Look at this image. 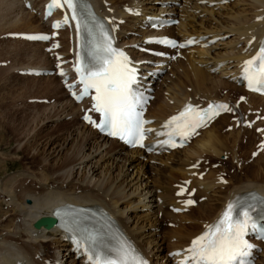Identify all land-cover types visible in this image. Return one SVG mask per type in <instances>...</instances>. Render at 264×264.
Returning <instances> with one entry per match:
<instances>
[{
  "label": "bare ground",
  "instance_id": "6f19581e",
  "mask_svg": "<svg viewBox=\"0 0 264 264\" xmlns=\"http://www.w3.org/2000/svg\"><path fill=\"white\" fill-rule=\"evenodd\" d=\"M105 1L110 3L108 7L113 12L112 15H114L118 19H125L124 24L119 25L121 46H125V45L130 46L134 42H138V43L142 42V38L140 37L143 35V32H141L138 29V26L139 24H141V21L144 20L145 16L147 15L172 17L178 19L179 23L176 27H171L164 31L165 34L174 37L210 35L209 38H214V37L223 36L227 33L228 34L232 33L237 35L238 37H243L245 39V42H247L252 37L255 38V41L251 44V46L245 47L246 43H244L243 46L239 49V51H237V54L233 56H231L230 53H225L226 56H223L221 54L213 55L214 53H212L211 51L214 49V47L218 46L217 44L212 46L213 48L209 47L206 50L204 49L201 50L198 48L188 50L189 54L187 55H185V52L182 51L181 54H183L184 60L177 59L175 62L169 64L168 70L170 73L172 72V74L175 75L174 78L169 76L167 77V75L165 76V78L162 80V84L158 85L159 88H157L155 94L156 98L154 102H152L151 107L148 110V115L150 116V118L154 120L153 125L159 123L166 117V115L170 114L175 109H178L180 106H182L184 102L188 100L187 98L189 97L192 99V103H200L201 101L205 103L209 99H213V98L215 100H221L218 99L219 96L217 91L219 87H221L222 85H228L227 84L228 82L225 83L218 80H212L210 78L211 69L217 67V65L222 63V61L223 62L225 61L227 64H229L230 61L232 63L238 64L239 61L242 60L243 57H245L246 54L253 52V50L258 46L261 38L264 35V0H248L249 6L253 11L252 12L253 15H251L252 17L251 20L247 16H241L240 18H238L241 15L240 13L235 14L234 12H227L213 18V20L201 19L200 21H197L199 19H197V15H195L194 11L202 9L203 10L202 14L209 12L210 16L212 13V9L211 11H209V9L207 8L208 5H204L203 7L206 6L204 9L200 7L202 5H198V2L200 0H194V3L192 2L193 0H105ZM155 1H157L156 5H155ZM207 1L208 2L217 1L219 3L221 0H207ZM91 2L95 4L98 9L103 10L101 6L102 0H91ZM174 2L180 4L181 8L177 9L176 7H174L173 4H171ZM30 3L32 5V9L33 8L35 9L37 7L36 2L32 3V0H30ZM165 3H170V7L161 8V5ZM218 7L219 6H217V8ZM124 8H129L134 13L139 11L143 13L144 16L143 17H134L132 15L128 16ZM2 11L4 13L6 12L8 13L6 14V16L7 15L9 16V14L10 15L14 14L15 13L14 11H17L16 12L17 14L14 15V17L18 18V21H16V23L23 25V28H26L28 30V31H20V30L13 31L11 33L38 32L40 30V27H46L47 25L46 23L41 22V16L40 18H38L39 20L37 21V23L40 22L38 23L40 24V26H37L38 25L37 23H36L37 25H34L35 20L32 19L33 16L32 13L27 11L22 6V4H20V0H0V12ZM2 15L0 18L1 22L3 19ZM33 17L35 18V16ZM255 17H259L258 21L255 20ZM16 18L14 20H17ZM10 19L11 18H9V20ZM210 20L214 22L216 21L215 23L216 25L213 24L214 26H212L211 25L212 21ZM3 25L6 26L9 24L4 22ZM3 25L0 23V31L3 29ZM12 25L10 24L9 27L12 28L13 27ZM129 32L136 33L138 37L134 38V37L126 36ZM61 35L63 36V34ZM6 40L10 41L13 44H17L15 42L18 41L19 44L23 43L29 46H34V49H32V51L30 52V56L29 53L26 54L27 53L26 51H22V55L26 54L32 60H39L38 63H35L34 65H27V67L19 68L18 70H24L27 68L49 67V65H51L52 61L48 58V54L44 52L45 45L39 43H30L21 40H12V41L11 39H6ZM61 40H62V45L66 46L64 43L65 42L64 39L61 38ZM65 40L67 41V37ZM238 42L239 41H236L234 43H238ZM19 49L14 56H20L21 52ZM21 50H24V48H22ZM67 50L68 47H66V50H63L62 47V52L65 51L67 52ZM230 50L231 47L229 46L228 48L224 47V50L215 53L229 52ZM132 52L137 56H143L139 54L137 51L132 50ZM147 67L152 69L150 64H147ZM12 68L15 67L12 66L9 67L10 70ZM227 68L229 67L224 66L223 68H221V70L223 71ZM236 69L237 66L233 67L231 70L234 71ZM182 74L188 75L185 77L186 78L185 80L189 83V86L192 87V91L190 93L186 92L185 90L187 85H183L185 84V82L183 79L180 78L182 77L180 76ZM23 78H28V80H32L33 83L34 81L40 82V80H42L43 82L46 81L57 82L54 84L53 87L51 86L50 87L48 86L49 88L47 87V92H50L47 94L54 97L55 98L54 100H57L58 103L62 101L64 102L65 100L66 104H68V106L71 107L73 111L72 113L73 115L70 120L68 121L62 120L56 122V124H59L58 126H60V124L66 125V127L67 126L72 127L77 124L78 125L77 129L79 128V131L78 133L76 132L73 134L74 138H73V142H71L70 144V147L61 153L59 147L64 145L63 143L60 144L61 139L55 140L56 143L55 141L54 142L50 141L51 138L45 140V144L43 145L52 146L51 154L56 153V156H59L57 161L56 159L54 160V163H51L52 161H48L46 158L45 159L42 158V161L44 162L48 161L44 166V170L46 167H49L50 165L51 169L50 168L49 169L51 170V173L50 172L49 173L50 174L58 173L55 176V178H50L47 176L48 175L47 173L45 175L44 172H41L42 174H40L41 176L39 175L40 177L38 180L37 177H35L36 180L34 184L36 185L40 184V186L36 189L31 187L30 185H27L26 179L21 180L20 176H18V178L21 181L15 184L16 185L15 188L14 187L11 188L12 185L11 182L14 179L6 180L2 184L1 187L2 192H5L6 196L9 197L10 200L8 201L12 204L11 207L14 208L12 210H14L15 213H17V216L15 217H17L19 221L14 223L12 219V221H9V224L7 226L4 225L3 227V229L5 227L7 229L13 228L14 230L12 229L13 232L11 233V235L12 237L15 236L17 239L14 240L13 238L8 237V235L0 238V264H44V259H49L50 264H56L60 260H61L60 262L62 263L63 259L66 257L67 259H65V262L68 259H71L69 264H84L83 258L75 259V257H77V254L71 251V248L68 245H66V243H64L63 235L57 230V228L46 229L45 227H41L40 229H36L34 227V223L37 220L43 217L51 216L54 206L60 205L63 202H69L76 205L99 206L102 209L109 212L118 220L120 226L125 230V232L131 238L135 246L151 261L152 264H157L156 262L158 258L166 257V255L159 257L160 255L159 253L160 252L163 253V251L168 248V246H164V244L167 236H169L171 233L172 234L170 236L177 237L176 243L173 244L171 248V249H175V248H182L183 246L187 245L189 239L193 235L201 231L200 225L199 228L197 229L193 227L195 223H192L190 227L182 226L181 219H179L181 215L178 216L176 214H173L171 211L167 210V206L175 204V200H176L174 197L175 189L170 184L173 180H176L178 178L182 179L184 175L191 174L193 171H198V167H201L203 170L206 166H209L208 169L210 171L208 173V169H207V173H205V177L202 179L201 182L197 181L196 179L192 180L191 184L196 188L195 197L200 198L202 196H207L206 193L208 190L213 191L214 188H217L218 186L219 188H221L220 187L221 185H217L218 183H216L217 179L215 174L218 171L211 170L210 168V166L217 161L209 162L208 165H204V163L202 162L194 170H189V167L200 159H203V161L206 160L212 161V158H207L208 155H214L219 157L225 149L227 151L229 150L227 149V147L228 145L230 146V144L233 147L236 146L237 148V146L241 144L240 141H242V138L245 137V134L249 135V133L246 132L245 128L240 127L238 131H233V133L234 132H239V133H235V135L232 133L230 134V136H228L229 137L228 138L222 136L217 131L218 130L217 128H220V127H216L217 124H213L209 129L201 132L199 138H197L195 141H192L191 145L187 146L182 150L172 152L168 155L160 154L158 156L149 155L145 157V155H143L141 152H139L136 149L126 150L115 141L102 140L96 135L94 131H92L89 127L85 126L82 122L80 121L76 122L78 119L77 117L79 116L77 111L75 110L79 109V106L65 99L66 98L65 93L62 91L61 88H59L60 86L58 81H56L57 80L56 78L54 77L36 78V77H28V76H25ZM179 79L181 81V83L179 82L180 83L179 85L181 86H180V90L178 89L177 92L176 89L179 87L177 86V82ZM232 80H235V78H232ZM231 84H229L228 86H232L235 92L239 91L245 95V98L243 100V105L245 110H247L248 108L254 109L256 104H258V103L254 104L255 101L264 104L263 98L245 92L242 89V87L235 86L233 82ZM45 90L46 89L44 88V91ZM164 91L168 93L167 99L171 100L174 97L175 102L173 101L174 102L173 105H168L166 99L163 98L164 96H162L161 93H164ZM160 94L162 97L160 96ZM177 94L180 96L178 97ZM193 94L196 97H198V99H196L195 96L193 97ZM222 99L227 101L225 97H223ZM62 112H65V110L62 109ZM261 115H264V110L261 112ZM254 116L255 115L252 116V119ZM219 118H218V120H220L219 122L223 121V118L221 119ZM237 121L241 122L239 118L237 119ZM224 122L226 121L224 120ZM259 125L263 126L264 123L263 124L259 123ZM64 127L65 126H63V128ZM66 130H68V127ZM253 130L251 135H249L250 137L249 140H246L245 142V146H247V148L251 146L252 141L253 143H256L262 138V136H264V133L256 135L255 133H253ZM61 131L62 130H60V132ZM73 132L74 131H72L70 135H72ZM208 132H214L216 135L215 153L214 154L199 153L198 149H196V146L200 141L206 138ZM240 132L242 134H240ZM40 133L41 132H38L37 134L38 136H40L39 138H44L45 135L42 136L40 135ZM66 137H68V135ZM94 142L96 144H94ZM71 147H72V152L68 154L67 153L68 149L70 150ZM56 149L58 150L56 151ZM194 151H196L197 154H193ZM180 153L183 154L185 153L184 159L179 157ZM39 154L40 155L43 154L44 157L43 150L39 152ZM236 154L237 153L234 152L233 150V152H231V157L239 158V157H235ZM243 156L244 153L242 154V158ZM141 157L143 158L145 157L147 161L158 159L162 164L165 163V165L163 166H158V168H154L156 170L155 172L154 171L153 172L154 173H156V171L160 172V170L161 172L163 170H166V172L164 174H159L157 182H155L156 184L150 178H148L147 180H145L146 182H142L143 184L142 183H140V185L137 184V187H134L131 190H130L131 187L127 189L126 188L127 184L130 183V181L134 180L135 178L133 177L134 172L131 171L132 169L134 170V168L137 167V164L135 162L141 164L139 163V159ZM263 157H264V153H261L256 157L255 161H260L263 159ZM76 164L82 165V169H81L82 178L80 179V181L77 180L78 178L76 179V173L75 174L73 173V168ZM145 164L146 166L149 165V163H144L141 165L140 169H142L143 166H145ZM151 167L152 166H150V168ZM116 168L118 169L117 171H115ZM137 170L139 171V168H137ZM114 172H116L117 174ZM156 174L158 175V172ZM261 175H263L264 177V172L258 167L255 173V177H260ZM93 179L94 181L91 184ZM223 179L226 180L225 178ZM226 182L228 183L227 180ZM240 183L238 186L233 185V188L231 190L230 188H225V191H223V193L226 192V194L221 193L222 195L218 196V198L215 199V202L213 204L209 203L208 200L207 202L204 203L198 202L195 206L199 214H198V218L195 219L201 220L202 223L214 222L223 204L231 197H233V195L238 194L240 192L253 190L262 197H264V183L263 184L262 183L240 184ZM138 185L140 186V189L143 187L144 188L139 191ZM158 188L162 189L159 194H157L156 192ZM77 190H79L80 194L75 193ZM131 198L134 199L136 198V199L127 202L129 203L128 206L126 205L120 207V203L125 202L126 199L131 200ZM138 207H142L143 210L146 211L149 218L150 219L151 217L153 218L152 222H155V225L153 224L152 227H149L148 231H143L145 230L144 229L145 227L146 228L148 227L145 226V224L144 226L142 224L138 228L137 226L130 225L129 223L131 217H129L130 214H128V212L137 211L136 209H139ZM188 210L192 211V209H188ZM158 213H162V217L164 220H168L170 222H173L175 225H177L178 230L177 231L173 230L170 232V234L167 233L161 234V237L157 240L156 230L161 227V223H162L161 220L157 219ZM150 236H153L154 240H156L157 242L154 243L153 239H151ZM52 239L55 240L57 243H59L60 246L62 245L63 247L62 252H64V254L62 252H61L62 255L61 253H55V251L52 248L53 246L51 242ZM41 249L46 250V253L44 255H40L41 257V261H40L41 263H40L38 260H35L33 258L35 255L40 254ZM261 255L264 257V245H262ZM59 256H61L60 260H59ZM164 259L166 260V264H169V260L167 259V257ZM36 261H38L39 263Z\"/></svg>",
  "mask_w": 264,
  "mask_h": 264
},
{
  "label": "snow or ice",
  "instance_id": "6c2138e0",
  "mask_svg": "<svg viewBox=\"0 0 264 264\" xmlns=\"http://www.w3.org/2000/svg\"><path fill=\"white\" fill-rule=\"evenodd\" d=\"M49 7H66L71 15L64 16V23L68 24L69 20L75 22L76 34L81 38V50L76 53L74 70L82 88L79 95L73 93V96L80 100L94 92L88 111L98 113L99 122L87 113L83 119L109 136L118 137L132 146L145 147L144 138L153 130L145 128L151 121L144 119V97L138 94V71L128 55L113 46L111 32L102 20L92 14L84 0H51ZM53 27L59 28L60 24L55 22ZM27 38L49 39L46 35ZM158 42L174 48L186 46L183 43L177 45L175 41L166 38ZM193 43L194 40L187 41L188 45ZM60 75L64 77L63 72ZM243 77L250 90H264V42L256 56L243 62ZM230 111L232 109L226 103L213 102L206 108L187 103L177 115L164 122V131L156 135L165 137L163 144L168 148H182L198 136L200 130L210 127L221 112ZM199 165L200 161L197 160L192 168ZM185 203L192 205L195 201L188 199ZM257 210L264 211V197L255 192L228 202L217 222L206 226V230L191 241L185 250L187 256L181 264H253L250 258L255 245L245 237L249 231L259 227L253 215ZM54 214L61 219V227L74 232L75 248L77 251L83 248L88 264H147L129 245L122 243L118 247H110L104 242L102 232L81 227L79 216L69 215L63 208L54 209Z\"/></svg>",
  "mask_w": 264,
  "mask_h": 264
},
{
  "label": "rangeland",
  "instance_id": "374dc122",
  "mask_svg": "<svg viewBox=\"0 0 264 264\" xmlns=\"http://www.w3.org/2000/svg\"><path fill=\"white\" fill-rule=\"evenodd\" d=\"M201 1H207V0H201ZM201 1L198 2V5H202L200 7L204 9L206 6L205 7H203V6L206 5V3H201ZM192 2L194 3V0ZM156 3H157V1H155V5H156ZM187 3H188V1H187ZM189 3H191V2H189ZM217 6H219V7L217 8ZM226 6H227V8H226ZM234 6H236V7H234ZM175 7L180 9L181 5H176ZM207 8L209 9V11H211V9H212L211 16H210L209 12L202 14V12H203L202 9L194 11L195 15H197V19H199L197 21H200L201 19H207V20L212 19L213 20V18L220 16V14H224L227 12H234L235 14L240 13L241 15L238 18H240L241 16H247L250 20L252 19L251 15H253V13H252L253 11H252L251 7L249 6L248 0L247 1L246 0H238V1L237 0H230L229 3H221L220 5H213V6H209ZM220 8H222V9H220ZM14 12H15L14 14H11V15L9 14V16L7 15L8 19L6 16V14H8L7 12L6 13H4L3 11L0 12L1 15L3 14L2 15L3 19H2V22L0 21V23L2 25L4 24V22L9 24L6 26L3 25V29L0 31V61L6 63V65H0V238L8 235V237H11L14 240H16L17 238L15 236L12 237V235H11V233L14 230L13 228L7 229L5 227L3 229L4 225L7 226L9 224V221H12V219H13L14 223L18 222L19 219L17 217H15V216H17V213H15V211L12 210L14 208L11 207L12 204L8 201V200H10L9 197L6 196L5 192H2V188H1L2 184L6 180L14 179L15 181L12 180V182H11V184H12L11 188L12 187L15 188V186H16L15 184H17L19 181H21L23 179H26L27 185H30L31 187L36 189L40 186V184H37V185L34 184V182L36 180L35 177H37V180H38L39 177L41 176L40 174H42L41 172H44L45 175L47 173L48 174L47 176L50 178H55V176L58 173L50 174L51 173V170H50L51 166L49 165V167H46L45 170H44V166L46 165V163L48 161H52L51 163H54V160L56 159V161H57L59 156H56V153L51 154L52 153V150H51L52 146H44L43 144H45V140H47L48 138H51L52 140L50 139V141H52V142H54L57 139H61L60 144H62V143L64 144L63 146H60V147L58 146L60 153H61L70 147V144H71V142H73V138H74L73 134L76 132L78 133L79 128L77 129L78 125L76 124L72 127L67 126L68 130H66L67 129L66 125L60 124V126H58L59 124H56V122H59L62 120H65V121L70 120L72 115H73L72 114L73 111H72L71 107L68 106V104H66L65 100H64V102L62 101V102L58 103L57 100H54L55 99L54 97L47 94V93H50V92H47V87L48 86L53 87L54 84L57 82H48V81L43 82L42 80H40L41 84L39 81H34V83H33L32 80H28V78H23L25 76L19 74V70H18L19 68H25V67H27V65H34L35 63H38L39 60H32L29 57L30 52L32 51V49H34V46H29V45H26L23 43L19 44L18 41L17 42L13 41V42L17 43V44H13L10 41L6 40V39H10V38L6 37L7 33H11L13 31H19V30L20 31H28L26 28H23V25L16 23V21H18V18L14 17V15L17 14L16 13L17 11H14ZM1 15H0V18H1ZM32 15L35 16L36 19ZM32 15H31L32 19L35 20L34 25H37L38 23H40V22L37 23V21L39 20L38 19L39 16L38 15L36 16L35 14H32ZM223 16H225V15H223ZM9 18H11V19L9 20ZM15 18L17 20H14ZM212 20H210V21H212ZM215 23H216V21L215 22L212 21L211 25L214 26V25H216ZM10 24L11 25L13 24L12 28L9 27ZM37 26H40V24H38ZM224 36H225L224 40L218 41L216 43L218 46L214 47V49L211 51L212 53H214L213 55L221 54L223 56H226L225 53H230L231 56H233V55L237 54V51H239V49L241 48L239 46V43L243 42V40H242L243 38L238 37L237 35L232 34V33H230V34L227 33ZM12 40H14V39H11V41ZM236 41H239V42L234 43ZM229 46L231 47V50L229 52L215 53V52L222 51V50H224V47L228 48ZM22 48H24V50H21ZM30 48H31V50H30ZM211 48H213V47H211ZM18 49L21 52L20 56H14L15 53L18 52ZM22 51H26L27 52L26 54L29 53V56H27L26 54L22 55ZM187 54H189V53L186 52L185 55H187ZM180 60H184V57L182 56V58H180ZM10 66L15 67V68H12L10 70L9 69ZM220 71H222V70H220ZM166 75H167V77L169 76L172 78H174V76H175L172 74V72L170 73L169 70H167L166 74H164V76L161 78V81L158 83V85L162 84V80L165 78ZM180 76H182L180 78L183 79L185 82V84H183V85H187V87L185 89L186 92L190 93L192 91V87H190L189 83L185 80L186 79L185 77L188 75L182 74ZM210 78L212 80H218V81H222L225 83L228 82L227 83L228 85L231 84V82L228 79V75H226L225 72H222V73L219 72V70H217V72H213V73L211 72ZM29 79H31V78H29ZM179 82L181 83L180 79L177 82V86H179L176 89L177 92H178V89L180 90V86H181V85H179L180 84ZM167 84H168V82H167ZM158 85L156 87H158ZM228 85H222L221 87H219V89L217 91L218 96H219V98L225 97L231 101H234V100H236V97L239 94H241V92H239V91L235 92L234 88L232 86H228ZM44 88L46 89L45 91H44ZM236 90H238V89H236ZM177 92H175V93H177ZM161 94H162V96H164L163 98L166 99L168 105H173V103L175 102L174 97H173V99L169 100V99H167V97H168L167 92L164 91V93H161ZM161 94H160V96H161ZM208 95H209V93H208ZM208 95H206V96H208ZM177 96L179 97L180 95L177 94ZM194 96L195 95L193 94V97ZM42 97H45L44 99H46L47 102H45V103L31 102L32 99H38V98L41 99ZM196 99H198V97H196ZM249 100H250V98H249ZM255 103H258V104H256V106L254 107L253 110L250 108L245 110L244 105L242 103H240L239 105L238 104L236 105L237 114L243 116V117H241V119H245L248 115H250V117H251L257 111L264 110V104L263 103H260L257 101H255L254 104ZM62 109L65 110V112H62ZM75 111H77V110H75ZM231 116H233V115L225 116L226 119L224 117H221V118H223V121L219 122L220 120H218L215 123V124H217L216 127H220V128H217L218 129L217 131L222 136L228 137V136H230V134L233 133V131H238L240 127H244L246 132H248L249 135H251L252 130L248 126L243 125V123L241 124V126H237V124H235V122L230 118ZM221 118H219V119H221ZM224 120L226 122H224ZM78 121L79 120L77 119L76 122H78ZM260 121H261V124L264 123V120H260ZM63 126H65L66 128L64 127L65 128L64 129ZM60 130H62V131L60 132ZM72 131H74V132L72 133V135H70V133ZM38 132H41L40 135H42V136L45 135L44 138H39L40 136L37 135ZM235 133H239V132H234L233 134L235 135ZM240 134H242V133L240 132ZM67 135H68V137H66ZM249 135L245 134V137L242 138V141H240L241 144L239 146H237V148H236V146L233 147L231 144H230V146L228 145L227 149H229V150L227 151L225 149L219 157L214 156V155H208L207 158H212V162L217 161V162L213 163L214 165L221 163L222 168L226 172L225 178L227 179L228 183L223 184V185L218 183L217 185H221L220 186L221 188H219V186L217 188L212 187V188H214V190L213 191L208 190L206 193L207 196H202L200 198L196 197L197 202H198V200H200V202L204 203V202H207V200H208L209 203L213 204L215 202V199L218 198V196H220L224 193L226 194V192L223 193V191H225V188H230V190H231L233 188V185L238 186L240 182H241L240 184H248V183H262L263 184L264 183V181H262V180H264L263 175H261L262 177L261 176L255 177V173H256L258 167L264 172V170H263L264 169V157L260 161H255L256 157H252V150L254 149L256 143H253V141H252L251 146H249L248 148H247V146H245L246 140H249V138H250ZM256 135H259V134H256ZM63 138H65L66 140ZM197 138H199V137H197ZM55 143H56V141H55ZM94 144H96V143L94 142ZM42 150L44 153V157H43V154H41V155L39 154V152H41ZM57 150L58 149H56V151ZM233 150H234V152L237 153L235 155V157H239V158L231 157V152H233ZM71 152H72V147L70 148V150L68 149L67 153L69 154ZM243 153H244V156L242 158ZM262 153H264V151ZM36 155H38V156H36ZM179 157L184 159L185 153L184 154L180 153ZM42 158H44V159L46 158L48 161L44 162V161H42ZM135 163L137 164V167L134 168V170L132 169L131 172H134L133 177H135L136 179L134 178V180H131L130 183L127 184V187H126L127 189H129L131 187L130 190L133 189L134 187H137V184L140 185V183L146 182L145 180H147L148 178H150L155 183V182H157L159 174H164L166 172V170H163L162 171L163 173H162L160 170V172L156 171V173L158 172V175L156 173H154L156 170L154 168H158V166L165 165V163L162 164L158 159L147 161L146 158H140L139 163H141V164H138L137 162H135ZM144 163H149V165L152 167L150 168L149 165L146 166V164H145V166H143V168L145 167L144 170H143V168L140 169L141 165ZM203 163H204V165H206L207 161H204ZM208 167L209 166H207V168ZM137 168H139V171L137 170ZM210 168H211V170H217L216 168H212V166H210ZM81 169H82V165H77V164L73 168V173L74 174L76 173V179L78 178L77 180H79V181L82 178ZM117 170L118 169L116 168L115 171H117ZM209 171L210 170L208 169V173H209ZM114 173H116V172H114ZM18 176L21 177L20 178L21 180L18 178ZM236 178L239 180H237ZM141 179H142V181H141ZM178 180H179V178L176 180H173L170 185L172 187H174L175 183ZM93 181H94V179L92 180L91 184L93 183ZM41 183H43V182H41ZM132 184H133V187H132ZM139 185H138V187H139V191H140L144 187L140 189ZM161 190L162 189L158 188L156 190L157 194H159L161 192ZM200 190H201V188H200ZM75 193L80 194L79 190H77ZM135 199L134 198H131V200L126 199L125 202L127 203V202L133 201ZM125 202L120 203V207L129 205V203L126 204ZM138 208L139 209H136L137 211L128 212V214H130L129 217H131L129 220V223H130V225H135L138 228L142 224H143V226L145 224V226H148V227L147 228L145 227L144 228L145 230H143V231H148L149 230L148 228L152 227L153 224L155 225V222H152L153 218L151 217V219H150L149 216L147 215L146 211L143 210L142 207H138ZM191 209H192V211H188V212H185L182 214H178V216L181 215L179 217V219H181V225L184 227H188V226L190 227V225H192V223H195L193 225L194 228H196V229L199 228V225L201 228L202 221L195 219V218H198V214H199L197 208L193 207ZM168 210H169V208H168ZM157 217H158L157 218L158 220L162 221L161 227L156 230V232H157L156 239L157 240L161 237V234H166V233L170 234L171 231H173V230L177 231L178 230V226L175 225L173 222H170L168 220L163 219L162 213H158ZM156 222H157V220H156ZM150 224H151V226H150ZM7 230H9V231H7ZM170 235L167 236V238L165 240V244H164V246H168V248L166 250H164L163 253L160 252L159 254L161 256L159 255V257H162L164 255L167 256L168 252L172 248V245L176 243L177 237L176 236H170ZM150 238L153 239L154 243L157 242L156 240H154L153 236H150ZM53 239H56V238H53ZM53 239L51 240L52 245H53V246L52 245L51 246H52L53 250L55 251V253H61L62 249H63L62 245L60 246L59 243H57ZM14 247H16V246H14ZM45 253H46V250L41 249L40 254L35 255L33 259L38 260L40 262L41 261L40 255H44ZM62 253L64 254V252H62ZM62 253H61V255H62ZM60 257L61 256H59V260H60ZM164 258H166V257L158 258L156 263L157 264H159V263L166 264V260ZM65 259H67V257L63 259L62 263L60 262L61 260L59 261V263L69 264L71 259H68L66 262H65ZM38 261H36V262H38ZM258 261L259 262H257V264L258 263L264 264V257L262 255L259 256Z\"/></svg>",
  "mask_w": 264,
  "mask_h": 264
},
{
  "label": "clouds",
  "instance_id": "9594fccd",
  "mask_svg": "<svg viewBox=\"0 0 264 264\" xmlns=\"http://www.w3.org/2000/svg\"><path fill=\"white\" fill-rule=\"evenodd\" d=\"M196 149H198L199 153H207V154H214L216 150V135L214 132H208L206 135V138L202 141H200ZM193 154H197L196 151H194Z\"/></svg>",
  "mask_w": 264,
  "mask_h": 264
},
{
  "label": "water",
  "instance_id": "95a60500",
  "mask_svg": "<svg viewBox=\"0 0 264 264\" xmlns=\"http://www.w3.org/2000/svg\"><path fill=\"white\" fill-rule=\"evenodd\" d=\"M54 223L55 221L51 218H41L34 224V227L38 229L41 226H44L47 229H50L54 226Z\"/></svg>",
  "mask_w": 264,
  "mask_h": 264
}]
</instances>
